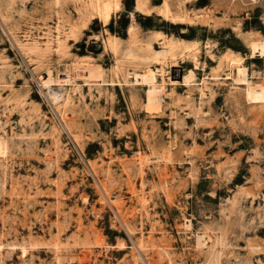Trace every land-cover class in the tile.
<instances>
[{
	"label": "rangeland",
	"instance_id": "374dc122",
	"mask_svg": "<svg viewBox=\"0 0 264 264\" xmlns=\"http://www.w3.org/2000/svg\"><path fill=\"white\" fill-rule=\"evenodd\" d=\"M257 45L264 0H0V264H264Z\"/></svg>",
	"mask_w": 264,
	"mask_h": 264
},
{
	"label": "bare ground",
	"instance_id": "6f19581e",
	"mask_svg": "<svg viewBox=\"0 0 264 264\" xmlns=\"http://www.w3.org/2000/svg\"><path fill=\"white\" fill-rule=\"evenodd\" d=\"M255 51L258 49L259 52L261 51L262 53L264 52V48L261 47L260 45L255 46V48H253ZM257 50V51H258ZM241 72H245V69H242ZM178 71L176 72V76H178ZM195 77V73L194 71H190L189 74L184 76V83L190 84L193 80V78ZM52 74L49 73L48 74V79L44 82V84H50L52 83ZM156 79L155 74L154 73H149V74H144V75H137L136 80L139 83H149V81H154Z\"/></svg>",
	"mask_w": 264,
	"mask_h": 264
}]
</instances>
